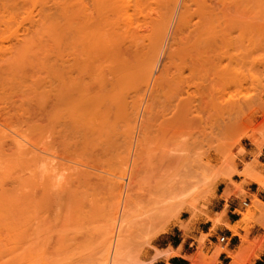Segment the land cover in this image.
Returning <instances> with one entry per match:
<instances>
[{
    "label": "rangeland",
    "instance_id": "374dc122",
    "mask_svg": "<svg viewBox=\"0 0 264 264\" xmlns=\"http://www.w3.org/2000/svg\"><path fill=\"white\" fill-rule=\"evenodd\" d=\"M196 5H191L192 11L196 8L193 15L198 14L193 17L191 23L194 24H174L178 7L171 11V0L146 5L144 12L135 16L134 30L136 34L139 32L142 41L146 24L162 9L171 18L167 25L169 39L166 37L154 69L145 58L131 61L132 71L121 76L123 81L115 89L110 84L114 78L111 67L98 59L89 62V71L78 76L76 85L67 82L66 88L54 89L57 92L52 94L53 91L47 89L51 84L57 86V79L42 64L55 51V44L49 41L43 47H31L21 67V92L16 97L15 93L11 94V104L17 98L14 105L20 109L9 120V132H19L27 142L26 148L40 146L42 151L37 150V154L41 159L31 161L36 155L32 153L21 156L10 153L0 163V264H104L109 256L104 250L106 234L112 228V217L120 218L125 200L130 203L126 208L123 237L133 259L138 261L135 263L150 264L147 260L166 257L168 249L156 248L160 243L157 239L178 226L180 231H173L192 242L186 248L187 255H198V264H217V260L210 263V258L226 245L219 242L218 235L216 249L209 251L206 242L213 239V229L208 234H195L194 225L204 219L212 222L209 216H212L218 193L227 185L241 190L247 167L252 166L253 172L264 178L258 160L264 145V0H197ZM241 31L246 33L248 67L253 74L248 92L250 102L235 114L233 123L236 125L222 133L220 131L224 130H217L212 122L217 115L212 120L207 119L212 111H220L217 104L220 97L216 95L221 89L213 70L218 53L226 47L224 42L237 37ZM189 37L190 42L186 41ZM129 42L131 39H125L124 45ZM165 49L170 55L163 53ZM105 81V86H101ZM62 96L78 102L74 110L85 118L70 119ZM87 99L89 101L85 102ZM40 103L45 108L42 111ZM11 104L13 113L15 107ZM31 116L34 119H30ZM36 118H39L37 123H43H38L40 127H46L38 131L41 136L31 131L32 120ZM193 120L197 125H193ZM35 137L39 139L36 142ZM49 165L55 169L54 173L61 174L58 173V178L54 175L57 180L54 177L50 182L54 186L49 183L47 187V183L43 186L41 182L40 169ZM198 166L205 167L201 171L207 175L204 184L187 195L183 192L187 182L183 179L189 173L186 170ZM121 171H126V175L122 179L125 193L120 197L110 180ZM130 172L134 173L132 181L128 178ZM224 173H229L230 177L221 178ZM237 179H241L240 182ZM231 195L237 196L228 194L226 189L221 194L226 198ZM189 201L194 204L190 206ZM260 209V201L255 196L237 211L241 219L236 223L240 222L239 229L244 231L241 242L253 255L259 242L258 238H249V234L255 225H262L264 213L255 215ZM155 212L162 215L161 219L152 218L148 227H141L143 219ZM219 215L223 216L224 211Z\"/></svg>",
    "mask_w": 264,
    "mask_h": 264
},
{
    "label": "bare ground",
    "instance_id": "6f19581e",
    "mask_svg": "<svg viewBox=\"0 0 264 264\" xmlns=\"http://www.w3.org/2000/svg\"><path fill=\"white\" fill-rule=\"evenodd\" d=\"M171 1H172L171 11H174L173 9H176L178 7V13L176 14L177 17L174 24H189V23L194 24L191 22L192 21L194 22L193 17L195 14L193 15V12L195 11L196 8L194 9V11H192L191 5H196L197 0H181V1L171 0ZM157 2L158 0H0V163H3L5 159H7V156L10 153L17 155L20 154V156L21 154L28 155L32 153L36 155L32 157L31 161L32 160L38 161L41 159V156L37 154V150L42 151V148L40 146H38L37 144L35 145L31 144L33 146L32 148H26L27 142L19 132L12 131L14 134H11L9 132V120L11 116L15 115L20 109L18 106L16 107V105H14L15 101H18L17 98L16 99L14 98L15 101L13 100L14 103L11 104L12 102L10 99L11 94L15 93L14 97H16L17 96L16 94H19V92H21L20 91L22 87L20 83V78L22 75L21 67L31 47L32 46L43 47L46 45V42L49 41H52L55 44V51L50 55L46 63L44 62L42 64L43 67L47 69L49 74L53 76L55 79H57V83H58L57 86L55 84H51V87L47 89V91L50 90L53 91L52 94H54L55 91L57 92V90L54 89L66 88L65 86L67 85V82H69L70 85L71 84L76 85V79L79 78L78 76L81 75L82 73L85 72L87 73L89 71V62L98 59L99 60L103 59L111 67V73L114 78L113 80H111V82L112 81L113 82L112 83L110 82V84L112 85L113 89H115L116 87H119L120 83H122L123 81L121 76L123 77V74H125L127 71L129 72V70L133 68V63H131V61L133 62L139 60L140 58L142 59L145 58L146 62L150 61L149 65L151 69L152 68L154 69L155 60H157L158 57L161 56L163 44L165 43L166 37L168 36L167 25L170 24V19H171L169 15L163 12L162 9H158L159 11L157 12V14L154 17H152L146 24L147 28L145 29L144 32H142V36L140 38V39L143 38L142 41L139 40L140 37L139 32L136 31L137 32L136 34L134 30L136 25L134 24L135 16L142 14L146 8V5H152ZM197 22H200V20ZM125 39H131V42H129L127 46L124 45ZM139 41L142 42L143 44L142 43L139 44ZM186 41L190 42L191 37H189L188 40L186 39ZM246 42H247L246 33L243 31H241L237 37L235 38L230 37L229 40H227V42L225 41L224 43H226V47L223 46L225 48L223 49V52L221 49V52L218 53L219 54L217 55L218 62H216L217 64L215 65L213 70L215 71L216 78L214 75L213 77L217 80V83L220 85L219 89H221L220 91L217 88V90L220 91L221 93L219 95H216L220 97V103H217L216 101V103L219 104L218 107L220 108V111L219 109L217 110L215 109L216 113L219 112L220 113L216 114L215 112L212 111L214 115H212L213 113L211 112L207 119L210 118L209 120H212L213 116L217 115L216 117H214V121L212 122H214L215 128L217 130H224V131H220L222 133H224L226 129L233 126V124L235 123L234 118H236L235 114L241 112L245 108L244 106L246 104L248 105V103L250 102L248 99V92L252 83L253 74L251 68L248 67L249 57L246 51V47H247ZM133 44L135 47H132ZM142 45L144 46L141 48ZM166 52H168V49L167 51L166 49L165 51H163V53ZM220 54L221 55L223 54L221 58H220L221 56ZM168 55L170 54H167V56ZM212 60L210 61L212 62ZM105 83L106 81L104 82V84L102 82L101 86L102 85L105 86ZM217 83L215 85H217ZM209 89L211 91H217L214 88H213L214 90H212L211 88ZM213 93L215 94L218 92H212L211 94ZM52 94H50V96ZM206 95L208 94L206 93ZM63 97L64 96H62L61 98ZM64 99L65 101H63V103L64 102L66 103V107L64 106L65 107L64 110H67V113L71 117L69 118L75 121H81L80 119H82L84 115L80 113H76L74 110L75 108L78 107V102L74 103L73 99H71V101H68L67 98H63V100ZM206 99H207L206 100L207 104L208 103L210 104V102H208V98ZM82 101L83 98L81 97L80 103ZM88 101L89 100L87 99V101L85 102ZM10 104L15 107L13 108L15 111L13 112L14 114L11 113L12 106H10ZM17 104L19 105V102ZM217 104H215L216 106L214 105V107L217 108ZM88 106L89 105H87L86 107ZM40 107H41L40 111H42V109H45L44 106L42 108L41 103H40ZM52 107L53 105L50 107V109H52ZM84 108H85V104H84ZM86 110H88V108ZM53 111L52 113H54ZM52 113L51 115H53ZM44 115L41 114V116ZM87 115L88 113H86V119L88 118ZM56 117H58V115ZM30 119H34V118L31 116ZM207 119H206V123H207ZM36 120L39 121V118L38 119L36 118L35 121L32 120L31 131L32 133L36 135L40 134L39 136H41V132L39 133L38 131L44 130L43 128L46 127H40V124L42 122H38L40 123L38 124ZM193 121H194V123L192 122L193 125H197L196 124L197 121L196 122L195 120ZM210 124L213 123H211L210 121ZM65 125H69V124H65ZM64 129L66 128L64 127ZM47 131H49V129H47L46 132ZM50 131L48 133H50ZM44 132L42 131V134ZM217 132L220 133L219 131ZM44 134H46L45 135L46 137L48 136L47 133ZM247 136L249 137V134ZM66 138H64V140H66ZM35 139H34L35 142L39 140L38 137L37 138L35 137ZM30 140L32 142L34 141L33 139ZM62 140L63 137L61 141ZM41 142H42L41 144H44L43 141ZM52 142L54 143L53 140ZM59 163L61 164V162ZM204 166H206L207 168V165ZM29 167L28 169L31 170V168ZM65 168L67 169V167ZM190 168H192L190 171L189 168L186 170L189 172L186 175L187 176L186 179H183L184 182L185 180L187 181L185 185L186 187H184V191H183V192H187L186 193L187 195L193 194V192H195L197 188L201 187L204 184V180H203L204 177L207 176L206 173L204 174V172H201L205 168L203 166H198L196 169H194L193 167ZM247 168L248 170L245 171L244 173V180L242 182V185L244 183L254 182L258 184L260 189H264V178L261 175L255 174L253 172L254 170L252 166ZM59 169L58 171L61 170L63 171L62 165H61V170ZM40 170H41L40 174L42 176L40 177L43 178V181L41 182H43V186L44 183L45 184L47 183L46 185L47 187H50L51 184L52 186H54L53 185L54 183H50L53 182L52 178L54 180L56 177L58 178L59 176L58 173L61 174V172H58L57 174L54 173L55 169L52 167V165L41 168ZM62 173L65 174L64 171ZM128 174L129 173H127V175ZM54 175H56V177ZM125 175H126V171L123 172L121 171V173L115 174L114 177L110 180L112 188L114 189L115 192L118 193L120 197L121 195H123L122 193H125L123 192V188H125L124 187L125 185L122 182V179L124 178ZM133 175L130 172L128 178H130L131 181L133 180ZM184 177L185 176H183V178ZM229 177H230L229 173H224V175L221 176V178L223 179H227ZM66 181L63 182L65 183ZM228 190H226V192L230 194V191ZM180 192H182V190H180ZM121 202H122L121 200L118 202L119 205ZM129 203L130 202L128 200H125L122 210L120 209L122 213L120 212L121 215H119L120 218L118 217L119 218L118 220H117V216L112 217L111 220L112 228H110L106 234L108 235V238L106 237L107 240L105 241V249H104L105 252L108 253L107 255L109 256L106 257L107 261L104 264H131L138 262L133 259L131 253L128 250L127 240L126 238L123 237V229H124V225L126 224L125 219L127 217L126 208L128 207ZM189 203L190 206L194 204L192 201H189ZM158 215H160L158 212H155L154 215L149 214V216L145 218V220L143 219V223L141 224V227L144 228L148 227L149 223L152 221V218L155 219L159 217L161 219L162 215L160 216ZM209 219L216 226L219 223H221L222 215H219V213H217L215 215L209 216ZM116 220L119 222L118 224H116V226L118 227L117 234L114 232ZM139 224L140 222L138 223V225ZM229 224L226 223V226L233 232V235H237L241 237V234L238 231L240 227V222L235 223L233 225H229ZM155 235H157V233H155ZM238 248H239L238 251L236 250V253H233L227 251L228 249L226 250L224 246L223 249L218 250L213 254V256L210 258L211 259L210 263L216 261L218 259V255L221 252H228V255L233 258L234 262H237L238 257L240 254H242L244 247L241 246ZM179 254H180L179 250H173L172 248H169L167 250L166 258L169 256H178ZM183 257L187 259L190 262V264H198L199 262L198 255L196 254L184 255Z\"/></svg>",
    "mask_w": 264,
    "mask_h": 264
},
{
    "label": "crops",
    "instance_id": "0c3cea01",
    "mask_svg": "<svg viewBox=\"0 0 264 264\" xmlns=\"http://www.w3.org/2000/svg\"><path fill=\"white\" fill-rule=\"evenodd\" d=\"M258 160L262 164L264 171V145L258 155ZM240 180L241 179H237L236 181L240 182ZM225 189L230 191V194H237V196L231 195L229 198L222 197L221 194ZM255 196L261 204V209L255 212V215L259 216L261 213H264V189H260L254 182L244 183L241 190L237 189L235 186L227 185V187H223L222 191L218 193L213 202V209L211 213L212 215H215L224 211L221 223L214 226L212 222L204 219L194 225L193 231L195 234H208L211 229H213V239L209 238L208 243L206 242V245L208 244L209 251L213 252L216 249L215 244L217 242L216 238L218 235L225 236L226 242L224 244L226 245V250L228 249L227 251L229 252L236 253V250L238 251L239 249L238 247H244L237 262H234L233 258L228 255V252H221L218 255L217 264H264V240H262V238H264V219L262 220V225H255L249 234V238H258L259 242L255 250H253L254 255L252 252L250 253L248 251V246L244 242H241V237L233 235L232 231L225 225V223L233 225L240 221L241 216L237 211L243 209V205H248ZM243 199H246V201L243 202ZM173 229L180 231L178 226H173L171 230L158 237L157 240L160 243L156 244L155 247L159 250L172 248L173 250H179L180 254L178 256H169L167 258L158 256L151 260H147L150 264H188V260L183 256L189 254L186 248L190 247L192 242H190L188 238H183L181 234L175 233ZM238 231L240 234H244L242 229H239Z\"/></svg>",
    "mask_w": 264,
    "mask_h": 264
},
{
    "label": "built area",
    "instance_id": "2783aa9c",
    "mask_svg": "<svg viewBox=\"0 0 264 264\" xmlns=\"http://www.w3.org/2000/svg\"><path fill=\"white\" fill-rule=\"evenodd\" d=\"M219 242H221V243H225L226 242V238H225L224 235L219 237Z\"/></svg>",
    "mask_w": 264,
    "mask_h": 264
}]
</instances>
